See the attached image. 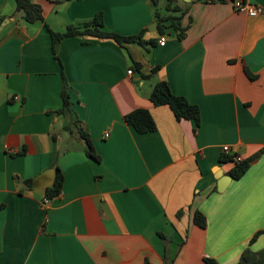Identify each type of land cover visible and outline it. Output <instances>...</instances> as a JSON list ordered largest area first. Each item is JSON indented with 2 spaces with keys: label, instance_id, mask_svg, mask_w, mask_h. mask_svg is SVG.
Instances as JSON below:
<instances>
[{
  "label": "crops",
  "instance_id": "1",
  "mask_svg": "<svg viewBox=\"0 0 264 264\" xmlns=\"http://www.w3.org/2000/svg\"><path fill=\"white\" fill-rule=\"evenodd\" d=\"M31 1L43 21L26 22L14 0H0V264H238L247 248L264 264V0H253L263 8L257 16L229 0H172L186 10L180 38L171 27L157 31L154 12L165 14L168 0ZM97 12L110 31L144 30L154 40L56 44L72 110L99 162L55 113L60 63L48 32ZM158 81L198 107L197 127L152 104ZM135 108L151 113L156 130L124 122ZM224 145L242 159L260 153L218 191L217 178L233 166L221 161ZM56 167L62 190L47 200ZM196 210L205 227L193 222Z\"/></svg>",
  "mask_w": 264,
  "mask_h": 264
},
{
  "label": "trees",
  "instance_id": "2",
  "mask_svg": "<svg viewBox=\"0 0 264 264\" xmlns=\"http://www.w3.org/2000/svg\"><path fill=\"white\" fill-rule=\"evenodd\" d=\"M154 5H156L157 0H151ZM214 1V0H206ZM221 1V0H219ZM15 11L22 14V17L26 22L35 23L43 21V10L42 7L31 0H14ZM165 14L161 15L158 10H155V20L157 23V31L160 34H164L167 28L171 27L177 32V36L180 38L185 31V27L181 26V18L186 13V10H181L178 6L173 4L172 0H168V3L164 7ZM48 32L51 40V51L53 58H55L60 63V98L61 107L55 110L57 115L67 116L68 123L64 125V129L69 132H75L77 135L85 142V153L86 155L99 162L100 156L97 154L93 147L92 140L88 131L82 126L81 121L77 118L72 110V102L69 95V84L65 77L62 64L56 54V44L60 42L63 38L73 37V36H88L100 39H112L118 45L123 47V44L136 42L140 45L153 44L154 40L145 41L142 38L144 30L139 31L133 35H122L120 33L110 31L105 28L102 18V13L97 12L94 17L82 23L79 26L69 25L62 32H55L48 28ZM125 48V47H123ZM134 70H140V64L134 62ZM246 70V69H245ZM155 69H153V72ZM247 71V70H246ZM149 100L155 106H168L173 116L177 120L186 119L193 120L195 126L199 125V109L196 105L189 103L183 96L175 95L171 92L167 82L158 81L152 87L149 93ZM124 122L131 126L138 133H147L156 130V123L151 115V113L145 108H135L123 116ZM260 153V152H259ZM259 153L242 160L234 159V156L229 154H224L221 157V161L233 162L232 168L229 170L228 174L232 179H239L248 170L251 161L259 156ZM24 184L29 187L30 180H26ZM63 186V174L59 167H56L55 176L51 186L45 189V198L51 200L57 197L62 190ZM180 214V213H178ZM193 222L200 227H205L206 218L204 215L196 210L193 214ZM159 235L165 239L162 233ZM256 235L251 239L254 241ZM256 253L252 252L250 249H245L240 258L238 264H259L256 259ZM205 264H218L217 261L211 258L204 259ZM147 264V263H146Z\"/></svg>",
  "mask_w": 264,
  "mask_h": 264
},
{
  "label": "built area",
  "instance_id": "3",
  "mask_svg": "<svg viewBox=\"0 0 264 264\" xmlns=\"http://www.w3.org/2000/svg\"><path fill=\"white\" fill-rule=\"evenodd\" d=\"M232 4L233 10L238 13H244L248 16H257L258 14L262 13L263 8L256 4L253 0H229ZM160 45H164L165 43V37H160V40L158 41ZM133 73L132 69L127 70V74L131 75ZM17 98V97H15ZM105 137L108 136V133L106 132ZM223 152L225 154H230V147L228 145H224L222 147ZM234 156V159L236 160H242V158L238 155H232Z\"/></svg>",
  "mask_w": 264,
  "mask_h": 264
},
{
  "label": "water",
  "instance_id": "4",
  "mask_svg": "<svg viewBox=\"0 0 264 264\" xmlns=\"http://www.w3.org/2000/svg\"><path fill=\"white\" fill-rule=\"evenodd\" d=\"M217 179V190L222 191L226 187L227 183L232 179V177L230 175H219Z\"/></svg>",
  "mask_w": 264,
  "mask_h": 264
}]
</instances>
